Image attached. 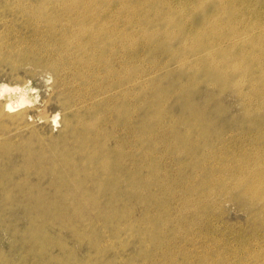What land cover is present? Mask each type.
I'll use <instances>...</instances> for the list:
<instances>
[{"label":"rangeland","instance_id":"1","mask_svg":"<svg viewBox=\"0 0 264 264\" xmlns=\"http://www.w3.org/2000/svg\"><path fill=\"white\" fill-rule=\"evenodd\" d=\"M97 112L155 205L110 214L80 183L61 191L66 208L37 198L56 180L37 176V155L66 133L94 139L71 120ZM0 180V264H263L264 203L251 209L238 186L264 187V0H0ZM143 218L163 239L143 241Z\"/></svg>","mask_w":264,"mask_h":264},{"label":"bare ground","instance_id":"2","mask_svg":"<svg viewBox=\"0 0 264 264\" xmlns=\"http://www.w3.org/2000/svg\"><path fill=\"white\" fill-rule=\"evenodd\" d=\"M194 32V31H193ZM196 33V32H194ZM198 35V34H197ZM184 36V34H183ZM196 41H199V45L204 46V42H201V40L198 38V36H195ZM183 39V38H182ZM185 39V38H184ZM181 40V39H179ZM178 40V41H179ZM183 41V40H182ZM180 43V42H179ZM182 44V43H181ZM180 45V44H179ZM182 47V46H181ZM209 52V51H208ZM58 55L60 58H68L69 54L67 51L64 50L63 46L61 45L58 50ZM86 62H90L91 58H86ZM236 68V67H235ZM184 74V73H183ZM198 74V73H197ZM232 75V74H231ZM230 75V76H231ZM259 75V74H258ZM181 76V75H180ZM185 76V75H184ZM229 76V75H228ZM209 77L212 80H223L224 83L227 85L229 80V77L224 73L223 70H216V69H211L209 70ZM233 77V76H232ZM239 77V76H238ZM237 77V78H238ZM241 77V76H240ZM180 78V77H179ZM188 78V77H187ZM197 78V77H196ZM194 80L193 78H191ZM189 80V79H188ZM205 80V79H204ZM235 80V77L233 78ZM187 81V80H186ZM195 81V80H194ZM234 83V81H232ZM182 83V81H181ZM187 83V82H186ZM189 83V82H188ZM231 83V82H230ZM190 84V83H189ZM187 84V86H189ZM225 84V85H226ZM194 85V84H193ZM196 85V84H195ZM224 85V86H225ZM195 87V86H194ZM228 88V87H227ZM251 91L249 94L255 95L254 90L255 87L250 86ZM192 90V88L190 87ZM196 89V88H194ZM234 89V88H233ZM257 89V88H256ZM18 90L23 91V88L19 87ZM237 91V90H236ZM25 92H23L24 94ZM192 93V92H191ZM185 96L184 99H182L181 107L182 105H190L189 103V98H186L187 96V90L183 94ZM260 95V94H259ZM179 102V101H178ZM20 105V103H19ZM16 108V105L14 104H8L6 106V110H13ZM183 109L187 110L186 108L182 107ZM116 118L120 120L123 118L125 115H127L126 107L124 105H121L119 107V110L116 114ZM124 119V118H123ZM126 119V118H125ZM75 125H90L94 126L97 128L96 135L94 139H89L88 134L86 131L82 132L81 135L79 136H74L70 133H66L65 137L63 138V146L61 149L57 148H51V151H49L48 154L43 155L41 152L37 155L36 157V165L33 167L35 172L38 173L37 176L42 175L44 172L50 173L52 175H56V180L54 183V194L55 197L49 199L47 197H37L41 199V203L44 205H47L49 207H53L57 210H60L61 208H66L65 203H62V198H58L61 195V191L64 189H67L75 184L80 183V187L86 192V194L95 197L96 201L102 200L105 197L106 203H103L104 208H110V214H117V212H113V210L117 209L118 207L120 209L130 207L126 205H130L135 203V201H140L142 204H148L149 200L151 201V206L155 205L156 203L152 202L154 201V197L152 194L149 195V193L144 192V190H141L138 185L139 183L137 182V176L136 172L137 170H132V169H123L120 167V164L118 163V154L115 153V149L108 147L106 144L107 139L109 138L108 133L105 130H108L105 128L103 129V121H102V114L97 112V113H90L87 118L83 119H72L71 120ZM126 121V120H125ZM77 123V124H76ZM6 124V123H5ZM108 128V127H107ZM34 141V140H33ZM107 142V143H106ZM31 145V144H30ZM7 146V145H6ZM36 147V146H35ZM29 149V148H28ZM6 151V150H5ZM8 152V151H7ZM3 158V157H2ZM73 159H76L75 163H71ZM33 160V159H32ZM18 162V161H17ZM4 165V164H3ZM46 169H44V167ZM7 168V167H6ZM5 168V169H6ZM93 170L91 171V169ZM260 168V167H258ZM137 169V168H136ZM246 171V170H245ZM244 171V172H245ZM240 173V172H239ZM50 175V176H52ZM263 175L262 171L260 169L256 170L253 174L249 175V179H258L261 178ZM31 177V176H29ZM63 178L64 183H59V179ZM31 179V178H30ZM45 180V179H43ZM50 183L52 184L51 180H49ZM43 182V181H42ZM46 182V181H45ZM126 183V184H125ZM3 182L0 180V186H2ZM50 184V186H51ZM122 184H125L124 188H119ZM229 184V183H228ZM5 187V186H4ZM22 187V186H21ZM26 187V186H25ZM239 190V195H242L239 198L246 199L251 205V209H254L259 202L264 203V187L259 184V183H245L242 185L238 186ZM3 188V186H2ZM7 188V187H6ZM1 191V190H0ZM26 191V190H25ZM33 191V190H32ZM12 192V191H11ZM1 193V192H0ZM3 193V192H2ZM50 193V192H49ZM5 194V193H4ZM11 195V194H10ZM63 196V195H62ZM10 197V196H9ZM5 198V196H4ZM36 197H26V200H30L34 202L37 200ZM10 199V198H9ZM11 201V200H10ZM115 201L117 205H112V202ZM130 201V202H129ZM137 201V202H138ZM158 202V199L156 200ZM11 203V202H10ZM10 205V204H9ZM17 205V204H16ZM20 205V204H18ZM138 205V204H137ZM25 206V204H24ZM23 206V207H24ZM150 207V205H148ZM9 207V206H8ZM7 208V207H4ZM14 208V207H13ZM27 208V207H26ZM31 208V207H30ZM11 209V208H10ZM148 208H146L147 210ZM50 210V209H49ZM116 211V210H115ZM260 213H263L264 211H261ZM257 214V215H260ZM109 214V219L111 218ZM106 215V214H105ZM120 215V214H119ZM122 215H120L121 217ZM124 216V215H123ZM43 217V216H42ZM258 217V216H257ZM45 218V216H44ZM38 219V218H37ZM43 219V218H42ZM144 219V218H143ZM255 219L256 214H255ZM4 220V219H3ZM107 220V219H106ZM145 220V219H144ZM143 220V222H144ZM167 220V219H166ZM85 221V220H84ZM82 221V222H84ZM146 221V220H145ZM170 221V220H169ZM86 222V221H85ZM107 221L103 222L106 223ZM147 222V221H146ZM5 223V221H4ZM87 223V222H86ZM109 223V220H108ZM134 223V222H133ZM152 221L147 222V229L143 231V233L140 234V236L144 239L148 238V236L153 237V235L156 236L155 238H162L160 237V231L158 226H153L150 225ZM6 224V223H5ZM77 224V223H76ZM136 224V223H134ZM36 225V222H35ZM39 225V224H37ZM43 225V224H42ZM88 225V224H87ZM110 225V224H109ZM108 225V226H109ZM30 226V225H29ZM27 226V227H29ZM105 226V224H104ZM107 226V225H106ZM112 226V225H110ZM46 227V226H45ZM93 227V226H92ZM42 228V227H41ZM40 228V229H41ZM74 228V227H73ZM88 228V227H87ZM118 228V226H117ZM44 229V228H43ZM85 229V228H84ZM73 230V229H72ZM119 230V228H118ZM141 230V229H140ZM44 231V230H43ZM75 231V230H74ZM96 231H94L95 233ZM117 232V229H116ZM77 233V232H76ZM79 233V232H78ZM139 233V232H138ZM166 233V232H165ZM35 234V233H34ZM57 234V233H56ZM105 234V233H104ZM150 234V235H149ZM167 234V233H166ZM24 235V234H23ZM37 235V234H36ZM98 235V234H97ZM163 235V232H162ZM89 236V235H88ZM50 237V236H49ZM48 237V238H49ZM86 237V236H84ZM53 238V237H51ZM90 238V237H89ZM98 238V237H97ZM96 238V239H97ZM77 239V238H76ZM86 239V238H85ZM163 239V238H162ZM53 240V239H52ZM98 240V239H97ZM110 240V239H108ZM47 241V240H46ZM83 241V240H81ZM142 241V243H143ZM45 242V241H44ZM80 242V240L78 241ZM94 243V241H92ZM97 242V241H96ZM37 243V242H36ZM40 243V239H39ZM42 243V241H41ZM48 243V241L46 242ZM111 243V242H109ZM38 244V243H37ZM45 244V243H44ZM90 244V243H89ZM97 244V243H96ZM112 244V243H111ZM110 244V245H111ZM115 244V243H114ZM35 245V244H34ZM39 245V244H38ZM49 245V244H48ZM93 245V244H92ZM91 245V246H92ZM95 245V243H94ZM93 245V246H94ZM98 245V244H97ZM101 245V244H100ZM147 245V244H146ZM37 246V245H36ZM41 246V245H40ZM45 246V245H43ZM42 246V247H43ZM52 246V245H51ZM50 246V247H51ZM88 246V245H87ZM82 247V246H81ZM97 248V246L95 245ZM109 247V246H108ZM169 247V246H168ZM107 248V245H106ZM110 248V247H109ZM112 248V247H111ZM116 248V247H115ZM122 248V247H120ZM88 249V248H87ZM119 249V248H118ZM117 249V250H118ZM90 250V248H89ZM98 250V248H97ZM115 250V249H114ZM122 250V249H121ZM168 248H167V253H168ZM150 251L156 252V249L153 247H150ZM41 252V250H40ZM39 252V253H40ZM43 252V250H42ZM91 252V251H90ZM104 252V251H103ZM107 252V251H106ZM117 252V251H116ZM257 252V251H256ZM255 252V253H256ZM124 251L122 250V254ZM260 253V252H259ZM263 253V252H262ZM97 254V253H96ZM94 255V254H93ZM100 255V254H98ZM116 255V254H115ZM152 255V254H150ZM148 255V256H150ZM247 255L251 257V254L248 253ZM259 255V254H258ZM42 256V255H41ZM91 256V255H89ZM263 256V255H262ZM96 257V256H95ZM102 257V255H101ZM114 257V256H113ZM117 257V255H116ZM114 257V260L116 259ZM257 254L252 256L251 258H254L257 260ZM261 257V256H260ZM91 258V257H90ZM111 258V257H110ZM171 260H174V257H169ZM264 258V257H263ZM46 259V258H45ZM50 259V258H49ZM113 259V258H112ZM126 259V258H125ZM185 259V258H184ZM262 259V258H261ZM44 260V259H43ZM51 260V259H50ZM264 260V259H263ZM96 261H98L96 259ZM121 261V260H120ZM123 261V260H122ZM188 261V260H187ZM259 261V260H258ZM106 262V261H105ZM119 262V261H118ZM257 262V261H256ZM125 264H137V263H132V261H126L124 262ZM165 263V262H164ZM174 263H169V264H175ZM234 263V262H233ZM232 263V264H233ZM258 263V262H257ZM263 263V262H262ZM28 264V263H27ZM45 264V263H44ZM48 264V263H47ZM50 264V262H49ZM103 264V263H101ZM139 264V263H138ZM185 264H188L187 262ZM207 264V263H206ZM254 264V263H252ZM264 264V263H263Z\"/></svg>","mask_w":264,"mask_h":264}]
</instances>
